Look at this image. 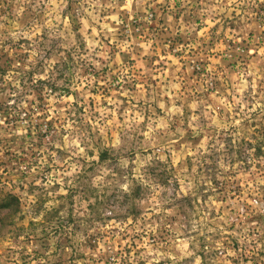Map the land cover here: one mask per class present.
Listing matches in <instances>:
<instances>
[{
    "label": "rangeland",
    "instance_id": "obj_1",
    "mask_svg": "<svg viewBox=\"0 0 264 264\" xmlns=\"http://www.w3.org/2000/svg\"><path fill=\"white\" fill-rule=\"evenodd\" d=\"M0 264H264V0H0Z\"/></svg>",
    "mask_w": 264,
    "mask_h": 264
},
{
    "label": "trees",
    "instance_id": "obj_2",
    "mask_svg": "<svg viewBox=\"0 0 264 264\" xmlns=\"http://www.w3.org/2000/svg\"><path fill=\"white\" fill-rule=\"evenodd\" d=\"M105 156H106V154L103 153V154L101 155V160H103V159L105 158ZM210 158L212 159L211 164H215L217 158H215V156H211ZM209 169H210V167H207V170H209ZM163 173H164V172H163ZM163 173L160 175V181H162V182H163V180H165V179L163 178V176H164ZM164 177H165V176H164ZM164 182H165V181H164ZM204 186H205V185H204ZM199 187H200V185L197 184V185H196L197 190H199ZM141 188H142V187L138 184V187H137V194H138V196H140L138 190L141 189ZM213 188L217 189L218 191H220L219 193H221L223 190L225 191L226 186H224V185L221 186L219 183H216L215 186H214ZM135 190H136V189H135ZM211 192H212V191H209L208 193H206V196L209 195ZM184 198H185V200H186L187 197H184ZM2 206H3L4 208H9V205H7V204H4V205H2ZM134 217H135V216H134Z\"/></svg>",
    "mask_w": 264,
    "mask_h": 264
}]
</instances>
